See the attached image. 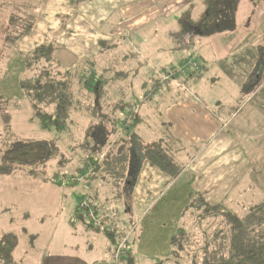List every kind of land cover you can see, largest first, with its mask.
I'll use <instances>...</instances> for the list:
<instances>
[{
    "label": "rangeland",
    "instance_id": "rangeland-1",
    "mask_svg": "<svg viewBox=\"0 0 264 264\" xmlns=\"http://www.w3.org/2000/svg\"><path fill=\"white\" fill-rule=\"evenodd\" d=\"M107 1L92 0V7H88L89 2L73 6L64 0H0V236L9 232L15 234L18 239L14 259L10 264H82L94 259H102L107 263L108 259H112V264H124L122 258L116 260L114 257V248L122 235L116 233V241L113 245L111 238L103 230L93 231L87 228L76 216L74 208L76 196L83 186L90 194L97 190L98 196L102 199L101 206L106 209L100 212L96 219L99 220L109 214L113 216L114 222L117 221L125 229L132 228L123 247L125 253H127V244L129 247L130 242L136 238L135 233L137 238L139 230L146 234L141 239L139 237V241L142 242L141 249V242L134 243L133 264H206L209 260L205 257L225 250L229 234L225 233L227 220L222 215L207 214L201 208H197L185 212V216L182 217L181 211L175 226L171 227L169 224L158 226L154 221L155 216H151L152 211H149L150 217L141 222L143 214L137 212L133 223L127 224L116 202L124 188L121 187L118 179L113 175L104 176L100 170L91 177V180L77 179L75 168L84 167L82 162L86 161V157L90 154L94 157L96 152L93 135L95 131L92 130L97 129V126H94L95 122H90V119L95 116L94 114H102L105 118L107 116L105 125L108 128H112L114 124L120 127V116L127 114L129 108L121 109L119 105L122 106V102L127 99L128 92L134 96L127 100L132 102V107L138 102H149L152 94L154 96L159 93V90L168 85L165 82L171 81L170 78L162 81L166 72L163 70L159 77L153 65L157 69H167L170 63L168 61L172 60L174 52L170 50L180 44L183 45L173 37H167L165 34L167 27L163 26L162 29L144 27L136 31L131 30L130 33L119 37L108 35L103 37L101 34L111 30L122 16L120 12L123 10L121 8L119 11L112 10ZM246 2L241 7L239 19L245 11H248L246 15L249 18L252 7L257 4L260 8L264 7V0ZM85 8H87L86 12L89 11L91 14L83 15L90 18L84 26L102 22L98 38L108 37V39H100L98 45L91 47L92 50L88 53L91 57L87 62H77L73 57L69 59L67 51L69 48L63 45L57 47L54 56L64 66L77 62L76 73L84 74L88 80L90 76L106 80L101 91L102 97L96 107H92L96 99L94 101L92 97L87 99V96L84 97V90L78 89L75 85L73 91H76V96L82 92L79 96L81 103L77 108L79 111L70 113L68 117L70 122L67 121L62 131L41 128L33 114L30 101L19 88L18 82L22 78V55L29 51L28 48L33 43L43 41L44 33L47 36L54 34V37L58 36L59 38H56L63 41L64 29H60L61 26L69 27L73 20L67 18L74 19L75 15L81 16L80 10ZM144 10L146 15H152L151 12L159 11V7L151 0L146 2ZM64 11L69 12L70 16L66 17ZM93 12L95 14L91 16ZM33 25L26 36L19 34ZM37 30L39 31L36 32ZM152 54H155L156 58ZM177 67L173 70L175 71ZM119 70L124 72V76L117 75L114 79L113 73ZM173 70H169L170 73H173ZM193 72L196 75L199 70L190 71ZM155 77L164 83L154 87ZM206 77H210L209 74H206ZM211 80L209 78L208 82ZM218 91L223 95L226 94L224 89ZM162 108L159 101L155 106L154 114L146 120L144 133L151 139L160 135ZM127 120H130V117ZM27 140H53L58 149L52 153L51 158L37 164L14 163L7 154L17 142ZM258 197L254 196L256 200L254 203L261 202L262 198ZM238 207V211L230 212L244 216L247 211L242 210V206ZM101 221L98 222L102 226L110 225L104 218ZM176 226L178 229L187 228V236L178 235L175 237V243H171V238L176 233ZM164 229H172L175 232L166 239L160 234ZM125 253L122 252L120 256H124Z\"/></svg>",
    "mask_w": 264,
    "mask_h": 264
},
{
    "label": "crops",
    "instance_id": "crops-1",
    "mask_svg": "<svg viewBox=\"0 0 264 264\" xmlns=\"http://www.w3.org/2000/svg\"><path fill=\"white\" fill-rule=\"evenodd\" d=\"M66 1L70 3V0H64ZM149 1L151 0H108L112 10L123 9L120 12L122 16L111 30L101 35L119 37L131 30L163 26L167 27L166 36L171 38L177 29L173 19L180 8L192 0H152L158 4L159 11L146 15L144 7ZM91 2L92 0L87 4L88 7H92ZM245 2L252 3L253 0H244L239 7L236 14L237 25L232 33L197 39L189 49L176 46L170 50L174 52L167 69H157L153 65L160 77L163 70H173L183 60L192 58L198 62L199 74L194 75L189 70L176 75L171 81L165 82L168 85L159 90V93L154 96L152 94L149 102H138L135 107L129 108L130 112L136 113L137 123L128 130L132 133L134 142L127 157L124 186L122 184L124 188L116 200L125 223L134 220L137 212L143 214L142 222L150 217L149 211H152L151 216H155L154 221L158 226L169 224L174 227L181 211L191 202V196H200L207 205H218L229 210L228 212L238 211V206L247 211L264 201V110L256 103L254 94H243L240 87L219 67L222 60H229L247 46H264V7L260 8L257 4L252 7L249 18L246 15L248 11H245L239 19ZM86 9L80 10L81 16L67 18L73 20L69 27L61 26L60 29H64L63 41L58 40V36L54 37V34L47 36L44 33L43 41L33 43L28 50L44 42L56 41L57 43L53 42L56 47L63 45L69 48L66 49L69 59L73 57L78 62L91 57L88 55L91 47L98 45L100 39L106 40L108 37L98 38L102 23L100 21L84 26L90 18L83 15L91 14ZM64 13L68 15L66 17L70 16L69 12ZM94 14L93 12L91 16ZM78 29L80 31L76 32ZM152 56L156 58L155 54ZM119 71L124 76V72ZM119 71L113 73L114 79ZM206 74L210 77L207 78ZM209 78L212 80L208 82ZM158 79L153 78L154 87L164 83ZM223 89L226 92L224 95L218 91ZM133 97L128 92L124 102L132 103L127 100ZM159 101L163 107L160 122L162 129L158 137L151 139L144 133L146 120L154 114ZM149 144L159 145L169 157L176 168L174 175L151 165L144 158L140 145ZM80 194H94L91 200L97 211L100 213L106 210L101 206L102 199L97 190L90 194L83 186ZM254 196H260L261 202L254 203ZM149 226L152 227L151 224ZM175 231L164 229L160 234L167 239ZM135 235L134 243L146 234L139 230L138 238L137 233ZM16 247L12 252V259ZM137 247L139 249V245ZM134 248L133 246L131 255ZM82 264H112V259H108V263L102 259H94Z\"/></svg>",
    "mask_w": 264,
    "mask_h": 264
},
{
    "label": "trees",
    "instance_id": "trees-1",
    "mask_svg": "<svg viewBox=\"0 0 264 264\" xmlns=\"http://www.w3.org/2000/svg\"><path fill=\"white\" fill-rule=\"evenodd\" d=\"M90 1L70 0L69 4L79 6ZM243 1L192 0L188 2L177 12L176 17L173 19L174 26L177 29L171 37L179 43H183L179 47L187 49L197 39L210 38L233 31L237 25V11ZM32 27L34 25L19 34L26 36ZM56 50L55 44L48 42L38 44L22 55V78L18 84L22 93L30 101L33 114L37 118L40 127L44 129L54 128L59 132L68 123L70 113L79 111L77 108L81 103L79 96L82 92L76 96V91H73L74 86L76 85L78 89L84 90V97L87 96V99L91 97L93 101L96 99L92 106L96 107L102 97L101 91L106 84V80L94 76H90V80H88L84 77V74L78 75V72L76 73L78 64L62 65L54 56ZM80 61L87 62L88 59ZM219 65L220 69L240 87L243 94H254L253 97L256 103L264 110V46H247L229 60H222ZM116 74L122 75L123 73L119 71ZM119 107L121 109L130 108L131 103L123 101L122 106L120 104ZM127 114L128 116H126ZM127 114L120 116V127L114 124L112 128H108L105 125L107 116L105 118V115L102 114H94L95 116L90 119V122L94 121V126H97V129L92 130L95 131L93 135L95 136L94 148H96V152H94V157L91 154L86 157V161L82 162L84 167L75 168L78 174L77 179L91 180V177H94L95 173L100 170L104 176L105 174L113 175L120 181L122 187L127 169L128 153L134 142L133 135L128 130L137 123L135 112L132 111L131 114L128 109ZM129 117L130 120H127ZM140 146L144 158L151 165H155L171 175L176 173L175 166L172 165L163 150L159 148V145ZM57 149V144L53 140H27L17 142L11 152L7 154V157L9 156L14 163L20 165L37 164L51 158L52 153L56 152ZM94 196V194L87 196L78 193L74 207L76 216L87 228L93 231L103 230L111 238L112 244L115 245L116 233L120 235L121 232L114 228L106 230L104 229L105 226L100 225L99 222L93 225L82 216L81 210L84 211L85 215L91 211L95 216H98L99 211H97L91 200ZM82 198L89 201L88 206L80 210L79 205ZM190 199L191 202L182 211V217L188 211L201 208L207 214H220L227 220L225 223L226 230H224L229 236L224 247L225 250L218 254L213 253L210 257H205L209 260L206 264H264V201L252 206L244 216H238L226 211L221 206L207 205L200 196H191ZM133 221L132 219L129 222L133 223ZM186 229L177 228L176 233L173 235L174 238H171V243H175V237L178 235L187 236ZM17 244L18 239L13 233L8 232L0 236V264H10L12 262V252ZM133 246L134 240L130 242L129 247L127 244V253L122 256L124 264H133L131 255ZM213 261L216 263H213Z\"/></svg>",
    "mask_w": 264,
    "mask_h": 264
},
{
    "label": "built area",
    "instance_id": "built-area-1",
    "mask_svg": "<svg viewBox=\"0 0 264 264\" xmlns=\"http://www.w3.org/2000/svg\"><path fill=\"white\" fill-rule=\"evenodd\" d=\"M197 71L199 70V66L197 65V62L195 60H191V59H186L184 61L181 62V64L175 69V71L173 73L166 72V74L162 77V81H166L169 78L172 79L174 78L175 75H179V74H184L187 71ZM88 201L87 199H83L81 206H80V210L81 208H84L85 206H88ZM90 209V208H89ZM88 209V210H89ZM82 216L83 218H85L86 221H89L90 223H92L93 225L95 224V222H98L100 220H102L103 218L106 219L110 225H106L104 229L106 230H110L112 228L118 230L119 232H121L120 234L122 235L121 239L118 241V245L115 246L114 248V257L116 258V260H120V258H122V256H120V254H122V252L125 253V250L123 251V247H125V243L128 239V236H130L132 228L129 229H125L124 227H122L121 225L118 224V222H114L113 221V216L111 217L109 214H106L104 217L102 216L101 219H96L98 218L97 216H95L91 211H89L88 214L85 215L84 211L81 210ZM110 216V217H109Z\"/></svg>",
    "mask_w": 264,
    "mask_h": 264
}]
</instances>
